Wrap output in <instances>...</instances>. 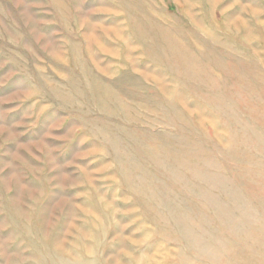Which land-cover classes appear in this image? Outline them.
<instances>
[{
  "label": "rangeland",
  "instance_id": "obj_1",
  "mask_svg": "<svg viewBox=\"0 0 264 264\" xmlns=\"http://www.w3.org/2000/svg\"><path fill=\"white\" fill-rule=\"evenodd\" d=\"M0 264H264V0H0Z\"/></svg>",
  "mask_w": 264,
  "mask_h": 264
}]
</instances>
